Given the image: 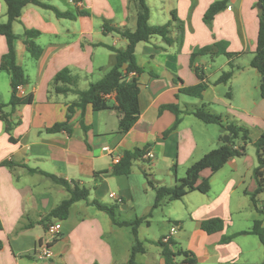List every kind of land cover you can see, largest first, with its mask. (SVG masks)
<instances>
[{"label":"crops","instance_id":"0c3cea01","mask_svg":"<svg viewBox=\"0 0 264 264\" xmlns=\"http://www.w3.org/2000/svg\"><path fill=\"white\" fill-rule=\"evenodd\" d=\"M216 1L220 0H155L154 3L148 0L151 25L171 24L170 42L154 37L137 45V63L144 70L139 77L141 116L127 134L118 133L120 114L115 109L114 95L109 97L110 110L93 112L87 107L83 115L75 109L69 121L71 133L46 130L66 122L68 106L77 100L73 94L54 92L52 81L56 74L71 70L81 78L82 90L100 81L115 61L114 53L104 45L125 49L128 44L118 35H105L103 21L135 30L136 0H69L68 5L74 8L72 12L90 13L75 20L60 19L54 12L34 5L25 7L14 23V32L22 35L26 30L39 31L41 37L37 43L43 55L34 60L21 40L16 43L17 61L29 80L19 96L33 95L34 102L4 109L13 123L11 135L0 120V242L3 244L0 264H126L130 257L132 246L125 250L121 228L115 227L105 212L85 202L73 205L65 220H45L69 198V193L49 177L30 170L56 176L71 187H86L91 200L116 207L120 216L125 210L131 211L134 217L125 219L133 220L147 216L155 203V191L149 187L144 171L158 185L173 187L192 164L223 145L221 128L206 125L192 114H183L179 128L165 136L175 124L176 116L162 109L164 106L176 104L187 111L205 105L210 112L249 128L253 142L262 135L263 79L257 70L249 67L257 49L259 0H228L227 9L217 14L209 27L204 16ZM45 2L67 11L65 0L63 4L59 0ZM173 13L183 25V44L178 43L180 23L173 21ZM7 20V6L0 0V21ZM220 41L228 43L229 52L241 54L236 65L242 69L235 72L229 83L221 84L228 91L215 82L229 69V60L225 56H206L194 64L209 83L203 98L179 94L181 88L200 83L191 63L193 51ZM7 50L5 37L0 36V66ZM221 57L226 60H220ZM219 61V72L211 73L210 69ZM11 96V78L0 70V104H9ZM147 146L153 158L145 156L144 162H136L129 176L111 174L115 157L122 158L126 151ZM106 147L111 152H106ZM5 163L11 166H4ZM257 167L256 148L250 144L246 156L231 159L219 172L204 170L198 184L208 179L211 184L208 194L193 192L160 208L164 217L161 225L166 229L161 239L176 229L171 237L174 249L193 253L197 264L263 263L264 246L257 236H237L223 243L225 237L250 231L257 220L264 226V214L255 209L246 195L258 188L254 177ZM112 194L116 198H111ZM258 201L262 210V195ZM216 218L224 222V230L209 235L202 229V223ZM57 223L62 229L53 241L48 228ZM151 225L150 220L147 226ZM50 242H53L54 258L38 261L37 247ZM159 254V264H163L161 251Z\"/></svg>","mask_w":264,"mask_h":264},{"label":"trees","instance_id":"16d2710c","mask_svg":"<svg viewBox=\"0 0 264 264\" xmlns=\"http://www.w3.org/2000/svg\"><path fill=\"white\" fill-rule=\"evenodd\" d=\"M7 6L8 20L5 23L0 21V36L5 37L8 50L2 57L0 70L7 73L11 78L12 96L9 104H0V120L6 124V132L11 135L13 123H11L10 115L5 113L7 107L16 108L23 105H31L34 102L33 95L25 97L19 96L18 88L29 83L25 69L17 61L16 43L21 40L31 58L39 60L43 55V49L37 43V39L41 37V33L36 30H26L24 34L17 35L14 32L13 26L17 22L25 7L34 5L45 10H50L60 19L75 20L80 16H89L87 11H61L57 7L45 2V0H3ZM79 2L81 0H73ZM137 18L135 30L128 28H119L114 26L109 21H103V33L105 35L114 34L122 37L127 41L125 49H116L111 46L104 45L114 53L115 61L113 67L105 74L98 82L91 83L89 88L82 90L80 88L81 78L74 75L71 70L64 69L56 74L52 81V87L58 95L73 94L77 96V100L69 104L67 121L55 124L47 129L48 133H60L66 131L71 133L72 126L69 121L75 109L81 110L83 115L87 107H91L93 112H101L112 109L109 105V97L115 96L117 105L115 109L120 114V124L118 133L127 134L135 126L141 116L140 104V75L144 73L136 59L137 45L142 42H149L154 37H163L170 42L168 35L170 34L171 24L164 26L151 25V8L148 0H136ZM228 7V0L216 1L207 10L204 16V22L209 27L212 24L215 16L224 11ZM259 16V34L257 49L254 57L249 63V67L257 70L262 76L261 95L264 99V0H259L258 3ZM173 21L179 22V39L178 43L183 44L184 29L181 21L177 18L176 13H173ZM210 56L217 58L225 56L228 60L229 69L224 71L215 85L227 84L231 81L236 71L242 67L236 65V60L241 57V54L231 53L228 51V43L225 41L217 42L211 46L197 48L191 54V63L200 79V83L192 87H183L179 90V94H183L192 98L202 99L204 93L209 88V83L205 79V75L201 69L195 67V62L203 57ZM136 75V76H133ZM177 81L181 82L180 79ZM162 109L171 111L176 116L175 124L165 132V136L176 131L182 123L183 114H192L199 121L206 125H217L221 128V140L223 145L204 155L200 160L192 164L186 172L184 178H177L176 184L173 187L161 186L152 180L147 172L144 171V176L150 188L155 191L156 198L150 213L141 218L133 220L123 219L116 207L100 203L97 200L90 199V191L86 187L75 185L71 187L65 180L56 176H51L39 170H30L33 173H42L49 177L55 184L62 186L68 193L69 198L55 207L46 217L45 220L59 219L65 220L68 218L73 205L78 202H85L89 206L105 212L112 220L117 228H129L133 236V245L130 252L129 260L126 264H146L138 261L139 255H145L147 249L145 244L139 238V230L143 224L149 225L150 219L153 218L154 212L168 203L182 200L184 197L193 192L208 194L211 189L210 181L204 180L198 184L201 173L204 170L210 169L213 173L219 172L233 158H240L247 155V149L250 144L256 148L258 167L254 171V177L257 181L258 188L254 193L246 192L251 199L255 209L264 214V208H259L258 197L264 194V132L255 141H252L249 128L242 126L232 120H227L220 115L210 112L205 105L194 108L193 110L183 111L179 105L173 104L164 106ZM230 136V141L226 143L225 136ZM11 141L14 139L11 137ZM149 147L143 149H135L126 151L120 162L116 164L111 172L113 176H129L132 173L134 164L138 161L144 162V157L147 155ZM4 166H11V163H5ZM173 172L177 175L176 167ZM225 224L221 219H210L202 223V229L209 235L218 233L224 230ZM1 229V225H0ZM254 235L257 236L264 246V226L260 220L255 221L250 231L241 232L233 236L225 237L223 243L232 241L237 236ZM161 251V256L164 260L163 264H197L195 255L189 251L174 249L175 244L171 240L164 243L163 239L157 242ZM3 244L0 242V251ZM261 264H264L261 263Z\"/></svg>","mask_w":264,"mask_h":264},{"label":"rangeland","instance_id":"374dc122","mask_svg":"<svg viewBox=\"0 0 264 264\" xmlns=\"http://www.w3.org/2000/svg\"><path fill=\"white\" fill-rule=\"evenodd\" d=\"M66 1V9L67 11H74L73 6H69L68 2L69 0H65ZM152 3H154L153 1L155 0H151ZM60 3L63 4V0H59ZM153 5V4H152ZM68 8L70 10H68ZM158 18V13L155 16ZM220 60H226L224 57H221ZM221 67V61H219L217 64L214 65V67H212V69H210L211 73L215 74L217 72H219V68ZM220 88L223 90L226 89L224 87V85H220ZM226 91H228V89H226ZM262 200L264 204V194L262 195ZM114 205H116L115 202H113ZM119 208V207H117ZM161 209L157 210L155 212V216L150 219L151 220V226L148 227L146 224H143L139 230V238L141 240V242H143L145 244V247L147 249V254L146 255H141L139 256V261L141 263H146V264H159L160 261V249L157 245V242L161 239V236L163 234L166 233V229H164L161 225V222L164 221V217L161 213ZM135 214H133V212L131 211H127L125 210V213H123V216H121L123 219L125 218H133ZM121 233L124 234L123 236V240L125 241V250L128 247H131L133 245V236H132V232L129 228H121L120 230ZM120 236V235H118ZM121 239V237H120ZM113 240V238L111 239ZM114 241V240H113Z\"/></svg>","mask_w":264,"mask_h":264},{"label":"built area","instance_id":"2783aa9c","mask_svg":"<svg viewBox=\"0 0 264 264\" xmlns=\"http://www.w3.org/2000/svg\"><path fill=\"white\" fill-rule=\"evenodd\" d=\"M18 91L22 92V86H20L18 88ZM104 150L106 152H111V149L109 147L104 148ZM146 157L153 158L154 156H153V154L151 152H149L146 155ZM120 160H121L120 157H115V159H114L115 165L118 164L120 162ZM110 197L111 198H116V196L113 195V194L110 195ZM61 229H62V227H61L60 223L52 224V225L49 226L48 231H49L50 235L52 236L53 241H55L58 238V236H59V234L61 232ZM176 231H177L176 229L172 230V232L170 233V236L163 238V242L164 243H168L170 241V238L173 235L176 234ZM52 243L53 242H50V243H47V244H42L39 247H37L36 252H35V258L38 261H42V262L50 261L51 259L54 258L55 254H54V251H53V248H52Z\"/></svg>","mask_w":264,"mask_h":264},{"label":"water","instance_id":"95a60500","mask_svg":"<svg viewBox=\"0 0 264 264\" xmlns=\"http://www.w3.org/2000/svg\"><path fill=\"white\" fill-rule=\"evenodd\" d=\"M225 141H226V143H228L229 141H230V136H225Z\"/></svg>","mask_w":264,"mask_h":264}]
</instances>
